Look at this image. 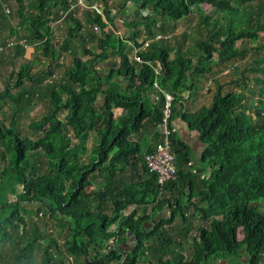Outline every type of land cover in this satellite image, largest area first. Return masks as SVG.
Returning a JSON list of instances; mask_svg holds the SVG:
<instances>
[{
    "label": "trees",
    "instance_id": "16d2710c",
    "mask_svg": "<svg viewBox=\"0 0 264 264\" xmlns=\"http://www.w3.org/2000/svg\"><path fill=\"white\" fill-rule=\"evenodd\" d=\"M9 1L0 0V32L11 14L3 9ZM15 1L21 25L10 34L35 51L38 47L48 63L35 73L30 64L17 66L25 48L16 45L12 71L0 83V107L9 103L12 111L11 118L0 120V264H242L243 258L247 264H261L264 43L258 39L264 32V0H240L246 2L242 9L232 0H122L118 15L126 40L105 30L115 25L109 0H85L101 2L103 8L102 14L84 11L82 22L102 33L96 46L101 53L90 62L70 47L72 38L82 49L86 40V25L68 11L76 0H32L27 7L24 0ZM204 4L211 7L209 14L201 9ZM127 7L135 12H126ZM194 13L206 33L189 47L188 34L175 31L183 21L191 24ZM61 19L73 27L55 49L51 41L62 31ZM158 32L170 39L154 41ZM2 38L0 34V42ZM251 44L259 57L256 66L245 70L258 76L244 75L237 80L238 90L227 92L214 80L210 105L184 113L183 93L190 91L192 98L201 78L218 64L244 58ZM68 50L70 65L63 67L60 81L51 80L53 66H63L58 61ZM136 50L142 64L130 59ZM110 55L120 57V66L109 63L110 71L102 77L94 64ZM158 66L161 73L156 75ZM245 79L255 87L247 89ZM156 81L174 97L173 126L182 118L199 132L203 145L196 159L174 132L177 176L164 186L145 162L160 141L157 126L165 98ZM152 95L158 97L156 104ZM40 100L47 111L25 124L22 116ZM147 134L151 138L143 145ZM166 208L170 216L161 217ZM41 216L58 225L62 242L40 230L36 219ZM149 222L152 228L146 226ZM132 237L136 244L126 250Z\"/></svg>",
    "mask_w": 264,
    "mask_h": 264
},
{
    "label": "rangeland",
    "instance_id": "374dc122",
    "mask_svg": "<svg viewBox=\"0 0 264 264\" xmlns=\"http://www.w3.org/2000/svg\"><path fill=\"white\" fill-rule=\"evenodd\" d=\"M32 0H24L25 2V6H28V3L31 2ZM74 1V0H73ZM77 1L71 2L70 5L73 6V10L72 13L74 15V18H78V20H80V22L83 25H86V23H84L85 21L82 22V20H85L84 15L85 13H83L87 8L83 7L82 5H77ZM123 1L122 0H109V8L113 9V13H112V17L115 18V20H117V16H115V13L118 12V8H121ZM232 3L234 5H236L239 9H242L243 7H245L244 5L246 4V2H242L240 0H232ZM84 4L88 5L86 1H84ZM100 11L103 13V8L100 6L101 2H97L95 3ZM128 8V7H127ZM3 9L4 12L6 14H9V10L11 12V14H9V17L7 18V21L5 23V26L1 29L0 34L2 35V42H4L5 44H3L2 42H0V83H3V80L8 79L9 75L12 71L13 68V64L11 61V57L13 56V47L14 46H10V44L12 42H19L17 41L18 37L17 36H12L10 34V29L12 27H17L21 25V17L18 15V10H19V6L17 5V2L15 0H10L8 3H5L3 5ZM9 9V10H8ZM201 9L203 10V12L205 14H209V11L211 10V7L208 5H202ZM123 10V9H122ZM254 11V14L257 16V13H260V10L258 7H254V9L252 10ZM126 12H132L134 13L135 10L133 8L129 9ZM23 14H25L27 16V12L23 11ZM84 14V15H82ZM65 16V13L63 14V17ZM127 17H130L129 15H126ZM212 20H215L214 15L211 16ZM262 17V15H261ZM192 22L191 24L187 25V21H183V23L179 24V29L180 30H176V33H180L182 32H186L188 34V43H189V47L196 44L198 41L202 40L204 38V35L206 33L205 31V27L202 25V23L200 22V16L197 13H194L192 15ZM62 25V29H65L66 27H71L73 26V24L70 21H63L61 20ZM88 26V25H86ZM89 30H91L93 33L95 32V28L94 27H88ZM142 30V28H141ZM23 32L21 31V33L19 34V36H22ZM143 34V32H142ZM141 34V37H142ZM158 34H161L162 36H165L163 33L158 32ZM144 35V34H143ZM171 36V35H168ZM60 37H64V33H59V35H54L53 37V41H51V45L57 49L59 44H60ZM17 39V40H15ZM59 39V40H58ZM57 40V41H56ZM78 41V40H77ZM76 40H70L71 42V46L72 49L75 51V56L80 57V59H82L83 61H85L87 58L83 57V49L80 46L79 42H77ZM258 43H264V32H259V39H258ZM37 45L39 46V44L37 43L35 48L37 47ZM84 45V44H83ZM88 45V46H87ZM246 45V44H245ZM86 46L90 49V47L93 48L92 45H89L88 43H86ZM247 54L244 58H238L235 59L233 61H230L228 63L225 64H218L215 68L212 74L207 75L205 78H201V83L200 85L202 86V89L204 91V98L203 100H201L199 102V106H206L209 105L212 102V98H213V94L217 88V85L214 83V80L220 81L223 85H224V91L226 90L229 91L231 89H237V80H243L244 79V75H248L250 74L258 76V74L255 72L254 73H249V70H245L247 68H251L256 66V64L254 63L255 59L259 57L258 53L254 50L255 49V45L251 44V45H247ZM3 48V50H1ZM40 49L38 50V47L36 48V51L29 46V43H27L26 49H25V53L23 54V56L19 57V61H16V65L20 66L19 63L21 64H30L32 66V72L35 73L37 71H41L43 70L47 63L48 60L44 59L40 56L39 54ZM34 52V53H33ZM82 56V57H81ZM111 57H113L114 59V55H110ZM72 56L67 54H64V56L59 59L58 64H62L63 66H58V65H54L53 66V77H51V80L53 81H60L61 76L63 75V71H64V66H69L71 61H72ZM110 58V57H109ZM88 60V59H87ZM115 63L120 66V57H116L115 58ZM4 61V62H1ZM133 63H135V59L134 57L132 58ZM101 65H99V67L97 68L99 70V73H101L102 77L106 76V72L103 71L100 68ZM116 67V65H114ZM96 67V66H94ZM119 68V67H118ZM109 73V72H108ZM118 73H115V76H117ZM46 80H49L48 77H45ZM245 82H247V89L250 88H254L255 86L253 85L254 82L252 80L248 81L245 79ZM28 85V84H27ZM241 89V88H240ZM248 97L250 98H258L257 94L255 93H248L247 94ZM45 100H40L37 101L34 107H30V110L28 111V116L27 117H23L21 118L22 121H24L25 124H27L28 122H30V120L32 119H37L41 116V114L45 113L47 111V109L45 108ZM11 110H10V104L9 103H5L2 108L0 107V120H5V118H11ZM5 116V117H4ZM6 124L9 123V121H5ZM261 210L264 213V203H262L261 205ZM168 217L170 216V211L166 208L162 211L161 217ZM158 218V217H157ZM36 222H38L39 224V228L42 232L44 233H48L49 235H53L55 236L59 242H62V239L60 236H58V233H61V229L58 227L57 224H55V222L53 220L47 219L46 217L41 216L38 219H36ZM149 228H152V224L150 226H148ZM61 231V232H60ZM65 235V233H64ZM126 250H131L134 246H133V241H127L126 243ZM185 255V253H184ZM187 258L189 257L188 254H186ZM72 258V257H71ZM36 259L37 261L40 260V256L36 255ZM243 258L242 264H246L243 263L244 262ZM82 260L81 258L78 259V261ZM221 264H226L225 262L221 263Z\"/></svg>",
    "mask_w": 264,
    "mask_h": 264
},
{
    "label": "built area",
    "instance_id": "2783aa9c",
    "mask_svg": "<svg viewBox=\"0 0 264 264\" xmlns=\"http://www.w3.org/2000/svg\"><path fill=\"white\" fill-rule=\"evenodd\" d=\"M85 0H78L77 5H82L86 7V10H94L97 11L99 14H102L99 7L97 5H91L87 2L88 5L84 4ZM73 6L70 5L69 10L72 12ZM170 36H162L158 35L155 37V40H168ZM17 40V39H15ZM19 42H12L10 46L22 45L25 49L27 46V41L25 39L17 40ZM152 41H147L143 48H147ZM3 50V48L1 49ZM135 62L142 64V60L137 55V50L135 51L134 55ZM150 65L151 63L148 62ZM156 75L161 73L159 68H155ZM155 88H157L160 92L164 95V105L162 109V117L161 122L157 126V133L160 135V141L156 145L155 149L151 152L146 154L145 162L149 171L153 174H156L157 181L160 186L166 185L168 182L176 179L177 176V167L175 164V157L172 150V140L171 136L176 131L173 124H172V117H173V110H174V97L173 95L160 88L158 82L155 83Z\"/></svg>",
    "mask_w": 264,
    "mask_h": 264
},
{
    "label": "crops",
    "instance_id": "0c3cea01",
    "mask_svg": "<svg viewBox=\"0 0 264 264\" xmlns=\"http://www.w3.org/2000/svg\"><path fill=\"white\" fill-rule=\"evenodd\" d=\"M86 11V10H85ZM114 11V10H113ZM120 12V9H118V12H116L115 13V16H117V20H115V25H113V27H112V25H108L107 27H106V31H108V32H110V34L111 35H121V36H123L124 38H125V40L126 39H128V33H127V29H125V27H124V21H123V19L121 18V16H119L118 15V13ZM84 13V12H83ZM82 15H84V14H82ZM73 17H74V15H72ZM112 18H114V17H112ZM78 19V18H77ZM115 19V18H114ZM62 20V19H61ZM80 21V20H79ZM104 22H106L107 23V20H105V18H104ZM51 25L53 26V27H55L56 25H54V23L52 22L51 23ZM95 25H90V26H88V27H94ZM73 26H71V27H66L65 29H62V27H61V32L60 33H64V34H66V30H67V28H72ZM85 28V30L83 31L84 32V35H85V45H84V48H83V50H87V51H89V52H93V54L94 55H88V54H85L84 52H83V54H82V56L83 57H86L87 59H94V57L96 56V55H98V54H100L101 53V51L100 50H98L97 48H96V46H97V42H98V40H99V38H102V33L100 32V29H98L97 27H94L95 28V32L93 33L91 30H89L88 28H87V26H85L84 27ZM141 29V28H140ZM90 31V33H89V31ZM116 30V32H114ZM92 34V35H94L95 36V38L92 40L90 37H89V34ZM55 34L56 35H59V33H56L55 32ZM158 35H161V34H157V36ZM156 36V37H157ZM144 37V35L142 34V37L141 38H143ZM67 38H66V36L65 37H60V44L64 41V40H66ZM70 40H75L74 38H72V39H70ZM57 41V40H56ZM77 41V40H76ZM152 41V40H151ZM154 41H157V40H155L154 39ZM78 42V41H77ZM86 43H88L89 45H92L93 46V48L94 49H92V47H90V49L86 46ZM70 44H71V42H70ZM71 46V45H70ZM81 46V45H80ZM82 47V46H81ZM67 53H69V50L68 51H65V52H63L62 54H61V57H63L64 56V54H67ZM135 55V51L131 54V56H130V59L133 57ZM81 56V57H82ZM116 57H119V56H114V59H113V57H111L110 56V58L107 60V61H97L96 62V64H94V66H96V67H93V69L95 70V71H98L99 72V70L97 69L98 67H99V65H101L100 66V68L103 70V71H105L106 72V74L110 71V68H111V66H110V64L109 63H111V64H114V65H116V69H118V65L115 63V58ZM80 58V57H79ZM85 60V61H89V60ZM90 62V61H89ZM158 68L160 69V67L158 66ZM100 75H101V73H100ZM102 76V75H101ZM121 82H125V80L123 79V78H121ZM190 96H191V92H190V94L188 95V94H184L183 95V99H185V102H183V106H184V113H194V112H196L197 110H199L200 108H202V106H199V102L201 101V100H203V98H204V91H203V89H202V86L200 85V89L196 92V94H194V95H192V98H190ZM157 100H158V97L156 96V95H152V104H156L157 103ZM210 105V104H209ZM209 105H206V106H209ZM181 108V107H180ZM185 123H187V122H185L182 118H176V120L174 121V128H175V130H176V132H177V134L181 137V139L185 142V143H187L189 146H190V148L192 149V151H193V153H194V155H195V158L196 159H199L200 158V153H202V150H203V145H202V142H200V139H199V134L195 131V130H193L192 128H191V126H190V129H186L185 128ZM151 137H150V135H146L145 136V139H146V141H144V142H142V144L143 145H145L146 144V142H147V140L148 139H150Z\"/></svg>",
    "mask_w": 264,
    "mask_h": 264
},
{
    "label": "water",
    "instance_id": "95a60500",
    "mask_svg": "<svg viewBox=\"0 0 264 264\" xmlns=\"http://www.w3.org/2000/svg\"><path fill=\"white\" fill-rule=\"evenodd\" d=\"M184 94H190V91H185L184 93H183V95ZM178 106H179V108L181 107V104H178ZM185 128L186 129H190V125L188 124V123H185ZM198 134H199V132L198 131H196ZM188 193L190 194L191 193V183H188ZM153 223H155L156 222V219H154L153 221H152ZM152 223H146V226L148 227V226H150ZM149 228V227H148ZM136 240H137V238H135V237H132L131 239H130V241H133V246H135V242H136ZM261 264H264V259L262 260V262H261Z\"/></svg>",
    "mask_w": 264,
    "mask_h": 264
},
{
    "label": "flooded vegetation",
    "instance_id": "af4514ba",
    "mask_svg": "<svg viewBox=\"0 0 264 264\" xmlns=\"http://www.w3.org/2000/svg\"><path fill=\"white\" fill-rule=\"evenodd\" d=\"M246 262L248 263V259H247V258L244 259V262H243V263H246ZM247 263H246V264H247Z\"/></svg>",
    "mask_w": 264,
    "mask_h": 264
}]
</instances>
